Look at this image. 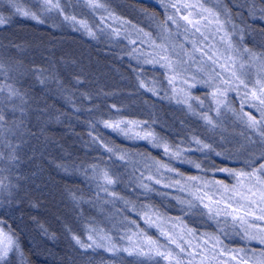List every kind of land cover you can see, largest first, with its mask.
Listing matches in <instances>:
<instances>
[{
	"label": "trees",
	"instance_id": "obj_1",
	"mask_svg": "<svg viewBox=\"0 0 264 264\" xmlns=\"http://www.w3.org/2000/svg\"><path fill=\"white\" fill-rule=\"evenodd\" d=\"M97 1L0 0V226L15 241L0 264H264L245 236L264 235V173L219 171L264 164L255 112L209 99L215 67L173 47L163 9ZM197 2L246 62L228 84L250 85L264 72V0ZM247 212L242 228L233 216Z\"/></svg>",
	"mask_w": 264,
	"mask_h": 264
},
{
	"label": "rangeland",
	"instance_id": "obj_2",
	"mask_svg": "<svg viewBox=\"0 0 264 264\" xmlns=\"http://www.w3.org/2000/svg\"><path fill=\"white\" fill-rule=\"evenodd\" d=\"M54 1L57 0H52V2ZM80 1L83 4H94L96 6L100 5L97 0ZM144 1L150 2L148 5H151L152 3L158 6L161 10L163 9L164 13L167 16V18L164 17L165 22L168 20L172 29L177 27V31L173 32L168 27L164 26L168 29V34L171 38V41L176 44L173 45V47L180 50H189L193 55H196L206 63L211 62L212 66L215 67V73L211 78L216 81L217 88L207 87L209 92V95L207 96L209 97V99H216L214 97V94L217 92L224 93V95H226V93L232 95V100L236 101L238 104L246 101V104L255 112V119L260 122L257 124V126L264 129V118H262L261 114L262 110H264V105L260 104V99H264V93H262L261 91V89L264 88V72L261 68H257L256 70L254 63H251V66L256 70V75L252 77L250 85L241 84L240 82L233 85L228 84L230 82V79L237 77L236 68L238 66H244L246 62L237 58L235 54H233L232 46L228 42V38H226V36L224 35L223 27L216 19V17L206 8H204L199 2H197V0ZM173 4H175L177 7L173 8ZM185 4L189 5L190 7H183V5ZM164 6H168V9H164ZM89 7L90 6H86V9L90 10ZM184 16H187L188 20H191L192 23L189 24L188 20L183 19L182 17ZM169 17L172 18V24L174 26L170 23ZM108 19H111V17H108ZM90 29V26L89 28H86V30ZM197 29H199V31H197ZM104 30H108V27H105ZM175 35H177L179 39H176ZM136 40H138L139 44L143 43L141 39ZM144 43L148 48L153 45V43L151 42ZM151 53L152 56H154V53L157 55V53H159V50H153ZM184 80L187 81L185 76L183 77L182 83H184ZM217 82H221L224 85L222 86ZM253 93H255L256 97L258 98H254L252 95ZM179 94L181 95V91H179ZM224 103L228 106V109L230 111L235 112L233 110V107L227 101H224ZM213 112H217L216 106H214ZM237 116H239L238 113ZM246 119L248 120V118ZM256 128L257 127L253 129ZM144 136V133H141L138 138H143ZM174 153L175 152H173V154ZM0 183H2V181H0ZM214 214L218 215L220 214V212H215ZM224 216L226 218H231L227 215ZM3 234L11 236L6 231V229L0 226V240H4ZM172 239L173 237L171 235V237H169V240L171 241ZM14 245L15 243L13 244L11 249L14 247Z\"/></svg>",
	"mask_w": 264,
	"mask_h": 264
},
{
	"label": "snow or ice",
	"instance_id": "obj_3",
	"mask_svg": "<svg viewBox=\"0 0 264 264\" xmlns=\"http://www.w3.org/2000/svg\"><path fill=\"white\" fill-rule=\"evenodd\" d=\"M43 3H44V5L46 7L49 8V10L51 8H59V3L53 4L52 3V0H43ZM172 7L173 8H176L177 6L175 4H173ZM183 7L187 8V7H190V6L187 5V4H185V5H183ZM177 10H179V9H177ZM16 11L19 12L20 14L24 15V16H29L30 15L32 19L39 20V17L37 16L36 13H30L27 10H21L19 8H17ZM182 18L185 19V20H188V17L187 16H184ZM66 19H68V17H66ZM169 19H172V18L169 17ZM5 22H6L5 19L2 16H0V24H4ZM40 22L42 23V21H40ZM188 23L191 24L192 21L191 20H188ZM197 31H199V29H197ZM0 67H2V66H0ZM240 83L243 84L244 82L243 81H240ZM261 91H262V93H264V88H262ZM9 93H10V97L11 96H17V95H19V93L17 91H15L14 89H10L9 90ZM221 95H222V93H221ZM252 95H253L254 98H258V97H256V94L255 93H253ZM260 104L261 105H264V99H260ZM261 114H262V118H264V110H262V113ZM4 119H5V117L3 115V112L0 111V121H4ZM204 119L207 120L209 123H211L210 117L204 116ZM121 123L122 122H117L116 124L113 125V124H108L106 122V126L107 127L119 128ZM248 123H249V126L250 127L255 128L257 126V124L260 123V122L257 121L255 119V117L249 115L248 116ZM4 131H6V129H4L3 124L0 123V136H3ZM196 142L197 143H200L199 140H197ZM204 147L205 148H208L210 146L209 145H204ZM109 151H111V149H109ZM165 151L166 152L168 151L167 146H165ZM217 155H220V154L217 153ZM196 167H199V165H196ZM219 171H221V172H229L230 174L235 175L237 177V179H238V183H242V179L244 177H248L249 179H251L252 176H257V173H264V164H261L260 167H259V169H254L252 173H246V172H238L237 173V172H233V170L227 169V168L219 169ZM192 179H195V177H193ZM257 181L259 183H264V181H261L259 179V176H257ZM111 182H112L111 180H108V183H111ZM216 183L217 184H220V185H223V182L222 181H217ZM223 187H224L225 192H227L229 190L227 185H223ZM261 200L264 201V193H261ZM253 203H255V201H253ZM230 206L231 205H229V207ZM205 207H207V205H205ZM210 211H211V209H210ZM262 211H264V210H262ZM252 215H254V213L247 212L243 216H238V217L237 216H233V220H239V222L241 224V227L243 228L245 225L249 224V221H248L247 217L248 216H252ZM256 219H258L260 221H264V215L258 216V217H256ZM259 231L261 233H264V228L259 229ZM3 235H4V240H0V260H3L7 256L8 251L11 249V247L15 243V241L13 240V238L11 236H8L7 234H3ZM245 236L248 239H259L260 242H261V244H264V235H261L259 237H257V236H251V235L248 234V229L245 228ZM76 239H77V243H81L78 238H76ZM89 239H92V237L90 236ZM81 246L84 247L83 244H81ZM90 246L91 245H89V247ZM181 251H183V249H181ZM261 255L264 256V253H261Z\"/></svg>",
	"mask_w": 264,
	"mask_h": 264
}]
</instances>
